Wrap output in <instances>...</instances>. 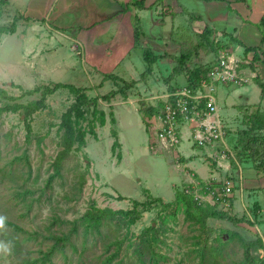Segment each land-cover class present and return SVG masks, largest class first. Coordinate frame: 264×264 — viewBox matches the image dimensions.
Instances as JSON below:
<instances>
[{
    "label": "rangeland",
    "instance_id": "obj_1",
    "mask_svg": "<svg viewBox=\"0 0 264 264\" xmlns=\"http://www.w3.org/2000/svg\"><path fill=\"white\" fill-rule=\"evenodd\" d=\"M43 1L40 0V2ZM67 1L69 0L48 1L47 5L52 7V10H49V17L56 15L60 11V6L65 5ZM5 2L0 7V28H4V32L0 33V89L6 92L8 98L0 97V107L8 104L26 105L40 100L42 98L40 93L28 94L35 88H52L55 84L82 87L79 83L83 79V86H95L89 90L85 88L86 91L88 90L86 94L89 99H99L97 108L105 113L106 124L103 127L97 124V138L87 136L86 147L80 152H73L63 162L59 175H56L53 163L60 150L61 134L59 135L58 127L62 115L74 102L70 91L60 88L47 96L45 108L28 119L24 117L22 110L16 113H2L0 116V169L5 172L11 168L15 169V181L8 176L0 178V212L4 216L0 217V264H42V253L48 251L53 245V240L48 239V232L52 230L59 234L70 233L69 223L78 221L92 204L101 209L110 208L116 211L129 210L133 202H144L147 196L159 198L165 204L173 202L176 191L184 189V183L188 180L186 174L177 168V159L181 157L186 159L188 167L194 172L196 164L192 163L193 157L208 168V171L213 165L214 170L210 176L206 169L197 170L200 176L208 177L207 179L199 178L191 172L190 175H193L195 183L211 186L214 183L222 184L221 181L224 179L231 180L234 183L233 193L227 204H215L213 200L210 204V196L203 198L202 201L208 203L205 204L207 206L212 205L211 207L215 206L219 211L228 213L235 221L246 220V212L245 214L241 211L235 212L239 209L241 202L232 204L235 196L236 201L239 200V194L235 192V189L237 191L235 173L237 159L235 156L232 160H229L228 156L223 158L222 152L228 149L234 155L232 146L238 139L237 132L247 129V117L253 114L255 109H264L260 88L252 80L256 78V75L251 74L252 71L249 69L253 60H248V56L252 55L238 56L231 49V52L219 51L217 55L207 54V62L213 68H216L219 63V53L224 55L232 53L240 59V62L248 60V64H242L240 69L244 77L249 81L252 80L242 86L211 83L208 88L202 89L205 92H200L209 93L213 99V106L216 108L215 118L225 133L224 138L211 144V146L215 145V151L213 154L206 155L210 161L208 166L206 162L209 161L204 162L199 152L202 148H195L192 136H188L187 127L193 133L198 125L185 124L187 127L183 129L180 144L168 151H160L158 147L153 148L154 132L152 130L148 133L145 128L146 119L150 117L151 110L147 111L143 108L155 107L158 102H161L160 97L166 94L168 87L176 89L183 85V72L180 68H176L179 56L190 53L191 57H194L191 45L183 46L178 52L173 50L157 52L150 44L148 46L139 44L136 46L137 50L132 53L134 58L131 57L133 65L140 64L137 66L138 69L133 68L138 74L132 75L128 71L129 78H125L122 76L125 61L120 63L115 59L111 63L109 61L110 67L92 68L81 60L82 48L72 49L75 45L63 36L58 37L51 31L46 32L44 23L42 26L23 19L24 14L29 15L26 11L29 10V0H5ZM186 4L189 13L181 16L154 15L143 24L135 23L133 20V27H140L147 38L156 39L160 36L169 42H175L177 38L188 37L186 30L183 29L190 23L186 15L197 14L203 16L208 25L215 26V28L211 27L213 30H218L216 28L218 22L215 25L212 24L215 22H208L209 11L205 2L186 0ZM35 26H41V28L34 29ZM261 26L264 25H259L262 30ZM11 27L14 28V33L10 34L8 30ZM53 29L58 31V28ZM221 39V36H216L215 42ZM79 51H82L81 55ZM144 51L156 58V62L153 63L151 74L142 77L141 74L147 67L142 58ZM167 53L169 56L163 59L161 54ZM128 60L127 58V63ZM120 64L122 66H119ZM113 65L117 67L112 71L113 78H105L107 74H102L101 71ZM254 65L256 67L257 64ZM254 69L263 70L264 75V66ZM98 74L105 78L103 81L107 83L99 85L96 81ZM92 75L96 77L91 79ZM133 79H137L135 87L125 90V94L117 95L109 101L101 99L102 96L112 91L117 92L120 87H123L122 81L130 83V81L134 82ZM124 95H127L126 99ZM198 105L202 111L204 108L202 102ZM91 108L86 110L87 121L91 120ZM111 112L116 121L114 125L110 123ZM154 119L155 117L152 120ZM27 123L32 127L30 141L26 136ZM112 131L116 132L120 145L114 151L112 146L115 140ZM150 134H152L151 137ZM118 154L121 155V160L117 157ZM258 163L260 166L261 162ZM189 168L184 166L183 170L188 171ZM251 168L252 161L243 165V169L248 172H253ZM254 169L260 170L261 167ZM82 177H85V183L79 192L77 188ZM193 191L195 195H199L196 189ZM247 201L252 203L256 201L259 205H264V195L246 196L244 202ZM231 205H233L232 209H230ZM160 213L159 208L153 207L151 211L143 214L141 220L128 233L127 230H123L117 235L114 234L115 237L124 240L125 245L129 243L135 245L128 252H124L127 253L126 255L122 253L120 258L111 263L103 261V255L108 249L107 245L113 240L112 231L108 230L107 237L98 239L94 246H92L91 237L86 243L87 249L83 251L80 245L83 242L82 228H80L77 234L81 235L72 237L78 250L74 251L67 247L64 252L52 257L51 264H141L138 263L134 250L139 237L151 225L158 230L159 240L165 243L159 244L158 251L166 258L160 260L158 264L180 262L181 264H198L195 254L191 252L189 237L199 234V231L186 222L181 213L177 215L175 222L168 220L162 226L158 219ZM8 221L14 222L18 230L7 226ZM207 222L208 226L211 225L214 230L207 238V242L212 245H214L212 241L220 234L230 236L237 229V223L227 220L211 219ZM10 234L15 236V242L18 244L15 250L9 243ZM227 246V244H221L215 249L221 254V251H229Z\"/></svg>",
    "mask_w": 264,
    "mask_h": 264
},
{
    "label": "trees",
    "instance_id": "obj_2",
    "mask_svg": "<svg viewBox=\"0 0 264 264\" xmlns=\"http://www.w3.org/2000/svg\"><path fill=\"white\" fill-rule=\"evenodd\" d=\"M203 1H214V0H203ZM5 0H0V7L2 4H5ZM141 9L144 6H137ZM22 18V15H20ZM0 17H1V8H0ZM23 19H27L23 17ZM197 19V17L195 18ZM31 21V20H30ZM192 21V20H191ZM14 27V26H13ZM11 27L8 32L14 33V28ZM4 32V28H0V33ZM213 30L206 26L203 31L196 35V48L194 53L198 54L200 51L207 54H218L219 51H227L228 48L221 44V42H215L213 39ZM143 37V32L139 28H135L134 38L136 42H139ZM237 42L235 39L232 40ZM238 43V42H237ZM254 53L253 64L250 66L252 70H255V63L259 61L258 53L255 50H250L245 48V56H248L250 53ZM191 57V54H184L179 56L178 68L181 72L188 71L187 79L184 82L183 88L196 92L200 86L202 80L208 81V73L213 67L202 66L199 64L194 65L191 69L187 68V61ZM143 61L147 64V67L142 75H148L152 72L153 63L156 62V58L151 56L149 52L144 51L142 55ZM114 75H105V78L111 79ZM256 84L261 90V97L264 102V85L255 80ZM123 87H120L119 90L112 91L111 93L102 96L101 99L104 101H109L117 95L125 94V90L135 87V82L126 83L122 81ZM60 88L68 89L74 97V102L62 115L61 121L58 127V132L60 135L59 147L60 150L57 153L53 167L55 168L56 175H59V171L62 168L63 162L73 153L80 152L86 147V138L91 136L97 138L96 128L97 124L103 127L106 124V115L103 111L97 108L98 100L96 98L89 99L86 94V90L82 88H75L69 85H53L52 88L43 87L35 88L33 91H30L28 94L40 93L41 99L38 101L30 102L26 105L13 104L5 105L0 107V116L3 112H14L16 113L19 110H22V113L26 119L30 118L37 111L45 108V98L52 95ZM182 88V89H183ZM175 91L174 88H171L168 92L172 93ZM0 97L8 98L6 92L0 89ZM125 99L127 95H124ZM92 107V108H91ZM165 103L160 102L155 107L147 108L144 107L143 110H151L150 117L146 119V131H152L154 127L155 119L154 117L158 116L160 112L164 109ZM91 108V120L87 121L86 110ZM110 123L115 124V118L113 113L109 114ZM152 118V119H151ZM84 123L86 125L84 126ZM247 129L241 132H237L238 139L234 146L235 158L238 162L248 163L252 161V166H255L257 162L255 160H261V157H264V109L256 110L255 112L247 117ZM26 136L27 140L30 141V135L32 134V127L29 123L26 124ZM151 133V132H150ZM152 134H150L151 137ZM112 136L114 138V143L112 150L114 151L117 147H120L117 134L115 131H112ZM117 157L121 160V155L118 154ZM264 163V158L262 159ZM13 164V163H12ZM260 167V166H259ZM9 177L11 180L15 181V169L11 168L7 172L0 169V178ZM53 178V176H52ZM85 183V177H82L77 188L79 192L82 189V186ZM148 192L145 190V194ZM149 195V194H148ZM160 209V219L161 225H165L168 220L176 221L177 215L179 213L184 215L186 222H189L194 228L199 231V234L189 237L190 238V249L193 254H195L198 264H264L261 263V260L254 258L251 250H258L261 247L259 241L248 242L243 237H241L236 232H232V235L228 236L225 234H220L216 239L211 243H208V236L214 230L208 226V220H227L233 223H240V220L231 218L228 213L219 211L215 206H203L198 201L194 200V197L184 193L182 190H178L175 193V199L173 202L165 204L159 198H152L147 196V200L144 202L135 201L132 204V207L129 210H113L110 208H98L95 204H92L90 208L81 216L78 221L69 223L71 226L70 233H56L52 230L48 232V239L53 240V245L48 249V251L43 252V261L42 264L46 262L51 264L52 257L57 254L64 252L67 247L73 249L74 251L78 250V246L75 241H72V237L75 235L83 236V242L80 244L82 250H86V243L92 237L93 242L92 246L96 245L98 239H103L107 237L106 232L108 230L112 231L113 240L108 244V249L103 255V261L111 263L113 260L118 259L122 256V253L128 252L135 244L129 243L124 244V240L115 237L114 234H118L123 230H127V233L135 226L143 217L144 213H147L152 210V208ZM0 217H4L0 212ZM2 221V220H1ZM235 221V222H234ZM4 224V223H3ZM7 226H10L12 229L18 230V226L14 222L8 221ZM82 228L81 234H77L78 230ZM9 243L15 250V247H18V244L15 242V236L10 234L8 236ZM188 239V237H186ZM205 241V242H204ZM163 243L159 240L158 230L154 228L153 225L150 226L143 232L139 237V242L136 244V249L134 253L138 257V263L141 264H158L160 260H165L166 256H163L159 253V244ZM165 244V243H163ZM227 244L229 251L225 252L218 251L215 248H219V245ZM188 245V244H187ZM226 248V247H225ZM216 250V252L214 251ZM223 250V248H222ZM125 255L127 253H124ZM234 258V259H233ZM178 264H181L178 263Z\"/></svg>",
    "mask_w": 264,
    "mask_h": 264
},
{
    "label": "crops",
    "instance_id": "obj_3",
    "mask_svg": "<svg viewBox=\"0 0 264 264\" xmlns=\"http://www.w3.org/2000/svg\"><path fill=\"white\" fill-rule=\"evenodd\" d=\"M48 1L50 2V0H44L43 2H40V0H29V10H26L29 15L26 16L24 13V15H22L28 18L29 21H33L34 24L43 26L44 23L45 28H47L46 32L49 33L51 31L52 34H57L58 37L61 35L69 40V42L75 45L74 47L72 46L73 48L71 47L72 49L78 50V48H82L83 55H81L82 51H79V53L85 65L92 68L103 66L110 67V65H108L109 61L110 63L115 59L120 61V63L125 61L122 75L125 78H129L127 77L128 71L132 75L138 74V72H134L133 68L136 69L140 64L136 63L133 65V59L131 57H133L134 54L132 53L134 50H137L136 46L139 44L143 46H148L150 44L157 52H164V50L178 52L185 45L188 47L191 45L195 51L196 35L201 33L206 26L215 28V26L208 25L203 16L187 14L186 16L190 19V23L187 25L188 27H183L184 31L186 30L187 38H177V41L169 42L160 36L156 39L147 38L146 34L143 32V37L139 42H136L134 38L135 27H133V20L135 23L140 22L143 24L144 22H148L151 17L153 18L154 15L181 16L189 13L186 0H69L65 5L60 6V11L56 15H51L50 17L49 10H52V7L50 8L49 5H47ZM198 1L205 2L207 6L209 11V15L207 13L208 22H215L212 23L213 25L218 22V27L216 28H218L219 31H215L211 28L214 33V40L216 36H221L222 39L218 40V42L223 40L221 44L229 49L228 52L231 49L232 52H236L238 56L242 54L245 56V48L257 51L259 61L255 63L257 64L256 67L264 66V26H261L263 28L262 30L259 28V25H264V0ZM137 6H144V8L141 9ZM196 17L197 19H195ZM39 28H41V26L34 27V29ZM53 28H58V31ZM234 39L238 43L232 41ZM232 48H234V50ZM161 55H163V59H167L169 56L168 53ZM250 55H252L253 60L254 53L252 52ZM127 58L129 59L128 63L126 61ZM130 61L131 64H129ZM186 64L189 69L196 64L210 66L207 62V53L201 51L198 54L194 53V57H189ZM114 66L115 65L107 70L103 69V71H101L102 74L113 75L114 73H112V71L117 69V67ZM119 66H122V64ZM251 71V74L256 75V78L252 79L254 80L253 82L259 80V82L264 85L263 70L251 69ZM182 74L184 78L183 85L176 88L174 92L171 91L172 93L168 92L171 90V87H168L166 94L160 97L162 102L165 103V98L167 99L168 96L183 88L188 71ZM93 77L96 76L92 75L91 79H93ZM104 79L98 74L96 81L101 85L102 83H107L103 81ZM81 80L79 84L82 87L78 88H87L89 90L94 86L88 85L85 87L82 85L84 80ZM88 80H90V78ZM252 80H250L249 83ZM132 81L136 82L137 79H133ZM194 147L199 149V147ZM214 149L215 148L212 146L199 149L200 154L203 156L202 159L204 158V162L209 161L206 155L213 154L215 151ZM263 158L264 157H261L260 161L258 159L254 161L257 162L258 166V162H261V169L255 170L254 168H259L257 164H255V166H252L250 169L253 172H248L243 169V165L245 164L236 160L237 169L235 173L237 177V191L235 189V192L236 194L238 192L239 200L236 201L235 196V201L233 200L232 203L241 202L239 209L235 211L236 213L240 211L244 214L245 212L247 213L246 220L242 219L240 223L236 224L237 229L235 232L248 242L257 240L261 243V247L258 250H251L253 257L261 260V263L264 262V205H259V202L256 201L253 203L251 201H244L246 196L248 197L249 195H264ZM180 162L189 168L186 159L183 157L180 158ZM192 163L196 164V168L194 169L195 172L190 168L188 172H194L199 178H208L200 176L198 173L197 170H201L202 168L206 169L209 176L213 173V165L212 169L210 168V171H208V168L196 161L195 157H193ZM206 163L210 166V161ZM187 181L184 184H186ZM232 207L233 205H231L230 209H232ZM210 221L211 220H209V222ZM209 227L211 228L212 226L210 225Z\"/></svg>",
    "mask_w": 264,
    "mask_h": 264
},
{
    "label": "built area",
    "instance_id": "obj_4",
    "mask_svg": "<svg viewBox=\"0 0 264 264\" xmlns=\"http://www.w3.org/2000/svg\"><path fill=\"white\" fill-rule=\"evenodd\" d=\"M219 55L217 67L213 68L208 73V81L202 80L201 86L196 92L183 88L167 97L164 109L155 118L153 127V148L158 147L160 151L175 149L176 146L180 144V139L183 137V129L187 127L185 124L198 125L193 133L192 130L187 127L188 136H192L196 147L205 148L211 146L213 142L224 138L225 133L220 123L215 118L216 108L213 106V99L209 93L200 92H205L202 91V89L208 88L211 83H228V85L235 86L246 84L249 80L244 77L240 68H242V64H248V60L251 61L252 56H248L247 61L240 62V59H237V57L232 54L224 55L223 53H219ZM200 102L204 105L202 111L199 109L198 105ZM212 147L215 148V145ZM227 156L229 160L234 159L231 150L229 151L226 149L222 152L223 158ZM177 168L180 172L185 173L188 179L183 187L184 189L181 190L193 196L194 200L198 201L200 204H208L202 201V199H206L207 196L211 197L210 204L213 203L212 200L215 204H227L229 202L233 193L234 184L231 180L224 179L221 181L222 184L214 183L211 186H204L200 183H195L193 175L183 170L184 165L180 162V158L177 159ZM195 189L199 195L194 194L193 190Z\"/></svg>",
    "mask_w": 264,
    "mask_h": 264
}]
</instances>
